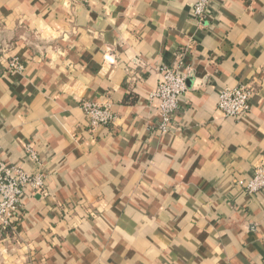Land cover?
<instances>
[{"label":"crops","instance_id":"0c3cea01","mask_svg":"<svg viewBox=\"0 0 264 264\" xmlns=\"http://www.w3.org/2000/svg\"><path fill=\"white\" fill-rule=\"evenodd\" d=\"M192 5L0 0V160L47 190L0 228V264H264V190L235 184L264 163V0H214L202 25ZM182 54L163 133L150 96ZM250 83L251 112L224 117L221 91ZM87 100L115 123L92 130Z\"/></svg>","mask_w":264,"mask_h":264},{"label":"built area","instance_id":"2783aa9c","mask_svg":"<svg viewBox=\"0 0 264 264\" xmlns=\"http://www.w3.org/2000/svg\"><path fill=\"white\" fill-rule=\"evenodd\" d=\"M213 1L193 0L192 20L196 24L202 25L208 20ZM183 58V54L179 55L174 66L160 69L161 77L150 96L151 103L158 107L161 116L159 129L163 133L172 129L174 114L180 109L181 99L188 90V74L182 66ZM9 69L21 71L23 67L15 59L10 63ZM255 92L256 87L252 83L225 87L219 96L218 110L224 117L240 121L251 112V100ZM81 109L92 130L114 124L117 119L110 105H100L87 100L81 103ZM29 152L37 161L33 149ZM235 184L250 196L264 190V163L255 167L252 177L236 179ZM29 188L40 194H46V176L42 173L35 175L28 173L21 167L9 166L5 161L0 160V228L2 230L15 228L23 208L25 193Z\"/></svg>","mask_w":264,"mask_h":264}]
</instances>
